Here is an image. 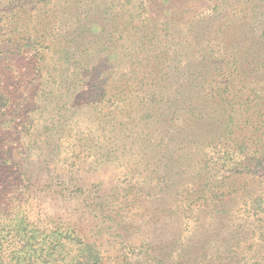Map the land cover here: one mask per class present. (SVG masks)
<instances>
[{
    "label": "trees",
    "instance_id": "16d2710c",
    "mask_svg": "<svg viewBox=\"0 0 264 264\" xmlns=\"http://www.w3.org/2000/svg\"><path fill=\"white\" fill-rule=\"evenodd\" d=\"M0 264H264V0H0Z\"/></svg>",
    "mask_w": 264,
    "mask_h": 264
}]
</instances>
